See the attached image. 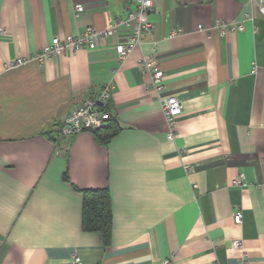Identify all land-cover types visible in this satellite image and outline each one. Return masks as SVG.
<instances>
[{"label": "crops", "instance_id": "crops-1", "mask_svg": "<svg viewBox=\"0 0 264 264\" xmlns=\"http://www.w3.org/2000/svg\"><path fill=\"white\" fill-rule=\"evenodd\" d=\"M132 1L0 0V264H264L258 0H155L153 29L123 59L116 43L127 35H101L94 47L5 67L55 36L106 29ZM75 3L86 5L79 16ZM231 23L244 27L222 33ZM149 55L164 71L158 91L141 66ZM107 84L120 130L106 143L83 130L57 152L62 117ZM169 94L184 106L173 140L161 103ZM89 189L110 192L107 243L83 228Z\"/></svg>", "mask_w": 264, "mask_h": 264}, {"label": "built area", "instance_id": "built-area-1", "mask_svg": "<svg viewBox=\"0 0 264 264\" xmlns=\"http://www.w3.org/2000/svg\"><path fill=\"white\" fill-rule=\"evenodd\" d=\"M254 1V0H252ZM259 1V8L264 15V0ZM155 5V0H133L127 6V15L125 18L113 19L110 25L103 30L90 25L84 29L82 33L77 36H68L66 42H62L58 36L53 37L51 44H46L42 49L32 55L19 57L15 62L5 63L6 68L22 65L32 59L45 61L58 53L62 48H70L76 50L82 47H94L98 44L101 35L114 40L118 39V35L125 34L127 39L124 42L116 43V51L119 59H123L131 48L142 41V35L150 32L154 27V22L150 17V12ZM76 15L79 16L86 10V5L82 3H75L74 5ZM221 27L223 33L227 28L232 30L243 29V23H231L218 25ZM202 28V27H201ZM181 28L174 29L171 34L181 32ZM143 72L149 75L147 84L153 91H158L162 85L161 81L164 76V71L160 67L158 60L154 55L144 56L141 60ZM111 98V85L107 84L101 88L88 93L79 102H77L72 109L65 114L61 121L59 132L56 140L57 152H64L69 146L70 138L83 130H95L107 126L109 123L104 115L103 108L109 103ZM162 111L169 129L168 139L173 140L176 134V127L178 125L179 117L183 113V101L177 94H169L161 98ZM187 170L191 167L186 166ZM243 175L236 179V183H243ZM196 186V185H195ZM235 222L239 223L242 220V211L237 210L234 213ZM240 241H235L233 247L240 248ZM167 260L166 263H169ZM73 264H81L80 258L75 256Z\"/></svg>", "mask_w": 264, "mask_h": 264}, {"label": "trees", "instance_id": "trees-1", "mask_svg": "<svg viewBox=\"0 0 264 264\" xmlns=\"http://www.w3.org/2000/svg\"><path fill=\"white\" fill-rule=\"evenodd\" d=\"M110 102V101H109ZM108 125L93 130L96 138L108 142L119 130V123L112 112L110 103L103 108ZM60 123L57 124L59 132ZM82 225L85 230L99 231L107 243L111 236L112 209L111 196L108 189H89L85 191L82 207Z\"/></svg>", "mask_w": 264, "mask_h": 264}]
</instances>
